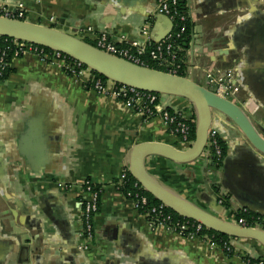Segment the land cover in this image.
I'll return each instance as SVG.
<instances>
[{"label":"crops","instance_id":"obj_1","mask_svg":"<svg viewBox=\"0 0 264 264\" xmlns=\"http://www.w3.org/2000/svg\"><path fill=\"white\" fill-rule=\"evenodd\" d=\"M192 25L182 57L186 76L208 87L206 72L240 68L232 100L264 138V0H180ZM157 0H0V13L96 44L107 33L118 45H144L173 32ZM147 28L149 35H144ZM168 37V36H167ZM166 37V38H167ZM184 52V51H183ZM94 75H67L61 64L29 55L12 60L0 82V264H249L264 246L231 240L232 254L203 238L153 227L117 185L133 149L163 144L187 151L161 116L145 119L123 102L90 88ZM169 108L197 125L195 106L164 94ZM211 132L226 145L221 167L206 151L177 164L145 160L148 173L184 202L238 223L243 205L264 229V155L229 119L215 115ZM102 190L94 235L83 238L84 184ZM217 187L219 192L213 190ZM229 198L217 212L216 198Z\"/></svg>","mask_w":264,"mask_h":264},{"label":"water","instance_id":"obj_2","mask_svg":"<svg viewBox=\"0 0 264 264\" xmlns=\"http://www.w3.org/2000/svg\"><path fill=\"white\" fill-rule=\"evenodd\" d=\"M164 18L169 20L173 27L172 21L166 16ZM167 36L152 42L158 44ZM3 37L61 53L81 63L91 72L99 74L108 82L160 95V103L161 96L164 94L180 96L191 102L197 110L198 117L195 141L191 148L187 151H179L163 144L138 145L131 154L130 174L145 192L151 194L178 216L232 240H251L264 246V229L244 228L238 224L227 223L213 214L184 202L156 181L145 166V160L150 156H162L177 164H189L198 160L207 151L208 137L215 115L222 116L234 123L246 136L252 147L264 155V138L234 102L217 95L210 88L199 85L187 76L183 77L128 62L52 28L8 16H0V38ZM235 68L240 73V68ZM208 155L210 156L209 153ZM210 158L212 157L210 156ZM215 203L217 212L224 209L219 205L218 198ZM243 208L250 210L246 205H243Z\"/></svg>","mask_w":264,"mask_h":264},{"label":"built area","instance_id":"obj_3","mask_svg":"<svg viewBox=\"0 0 264 264\" xmlns=\"http://www.w3.org/2000/svg\"><path fill=\"white\" fill-rule=\"evenodd\" d=\"M157 14L168 17L174 26L173 32L168 35L166 39L158 44H154L150 40L144 45H127L125 47H118L113 42L107 33H99L96 37V48L100 51L117 58L126 60L128 62L147 67L148 61L155 62L161 68L167 70L171 74L178 75L181 69V62L178 56V41L182 39L186 26H178L179 23L184 24L188 20L190 21L185 9L180 6V0H157ZM4 16L15 18L17 20L24 21L25 15L22 12L16 14L5 13ZM175 28L180 29L175 33ZM144 35L148 36L149 32L147 28L144 30ZM13 53L9 56L6 50L0 51V77L10 68L12 60L24 58L32 55L37 57L44 63L61 64L64 72L72 77L81 78L86 69L81 63L76 62L58 52H47L46 48L32 45L26 42H19L11 39L9 43ZM239 70L237 68H230L224 70H218L213 72H206V79L208 88H210L217 95L233 100L240 93V86L237 83ZM94 81V79H93ZM92 81V82H93ZM98 94L110 97L116 101L123 102L135 113L141 114L145 119H151L156 116H161L170 131L178 136L184 143H191L189 141L190 128L187 126L185 120L178 113H171L167 108L160 107V95L149 92H141L133 88L116 85L112 82H102L96 80L91 87ZM207 152L210 156H215L217 163H221L223 160V150L219 144L218 136L214 132H210L208 137ZM128 171V170H126ZM126 171L117 185V189L121 191L128 199H130L137 211H141L147 204L148 198L137 194L133 197L132 193H124L122 186L125 184ZM135 187L139 191H144L143 187L137 182ZM84 199L82 201V226L83 230L81 235L83 238L91 239L94 235V218L100 210V197L102 190L93 185L91 182L84 184ZM219 205L224 203L225 197H220ZM226 199V198H225ZM169 209L166 205L160 204L159 206L152 207L147 210L148 215L155 216V223H152L153 227H163L169 232L179 234L183 237L190 239L203 238L198 235L204 227L194 222L196 226V232L190 231V227L186 224H180L174 222L173 218L167 215L166 211ZM243 212H249L243 209ZM239 226L244 228H262V221L255 226H250L244 219L238 220ZM209 241V240H208ZM212 245L211 241H209ZM229 250V249H227ZM249 264H264V259L250 260Z\"/></svg>","mask_w":264,"mask_h":264},{"label":"trees","instance_id":"obj_4","mask_svg":"<svg viewBox=\"0 0 264 264\" xmlns=\"http://www.w3.org/2000/svg\"><path fill=\"white\" fill-rule=\"evenodd\" d=\"M180 6L182 9L184 8V4L180 1ZM0 16H4L2 13H0ZM25 20V18H24ZM186 26V30L185 33L182 37L181 40L178 41V56H179V60L180 62L182 61V57L185 54V51L188 50L189 48V44L191 41V32H192V25L191 22L188 20L186 23L181 24L179 23L178 26L182 27V26ZM180 29L175 28V33L178 32ZM11 39L8 38H0V51H4L6 50V52L8 53V55L10 56L13 53V50L10 47V43ZM86 43L92 46H96V44H94L93 42H90L89 40H86ZM118 47L122 48L125 47L127 45H117ZM47 52H51V50L47 49ZM184 51V52H183ZM70 60V58H68ZM146 66L150 69H154V70H158V71H162V72H167L166 69L161 68L160 66H158L155 62L152 61H148ZM9 71L10 68H7L6 71L2 74V76L0 77V82L5 81L8 78L9 75ZM94 75V81L91 82L89 84L90 88L94 85L96 80H101L102 82H106L107 80L105 78H103L102 76H100L97 73L92 72ZM179 76H183L186 77L185 74V68L183 63L181 62V69L179 71ZM170 112L173 114L174 112L170 110ZM186 122V121H185ZM187 126L190 128V133H189V141L191 143H193L195 141V136H196V124H193L191 122H186ZM219 144L222 147L223 150V158L225 157L226 154V145L224 144V142L219 139ZM211 164L210 167L218 170L221 167V163H217L215 160V156H212L211 158ZM137 181L132 177V175L130 174L129 171H126V177H125V184L122 186V191L124 193H132L133 197L136 196L137 194H141L142 196H146L148 198V204L140 211L141 214L145 215L148 220L152 223H155V216L153 215H148L147 210L152 208V207H156L159 206L161 203L156 200L151 194L147 193V192H143V191H139L135 185H136ZM215 193L218 194L219 190L217 187L214 188L213 190ZM221 198H218V202ZM222 208H226L228 209L230 207L229 205V198H224V203H222L220 205ZM167 215L171 216L174 220V222L180 223V224H186L190 227V231L195 233L196 232V226H194V222L190 221V220H186L180 216H178L176 213L172 212L171 210L166 211ZM240 219H244L248 222V224L250 226H255L257 223L261 222V218L255 214H253L252 212H243L242 210H240L238 212V220ZM199 236L206 238L207 240L211 241L213 244H216L220 247H222L224 249V251L230 255L233 252V248L230 246V241L232 240L231 238L216 233L214 231L211 230H207V229H203L201 232L198 233ZM229 249V250H227Z\"/></svg>","mask_w":264,"mask_h":264}]
</instances>
